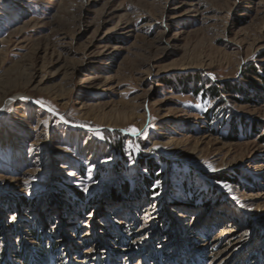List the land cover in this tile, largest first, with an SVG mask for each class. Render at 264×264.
Returning a JSON list of instances; mask_svg holds the SVG:
<instances>
[{"label": "rangeland", "instance_id": "1", "mask_svg": "<svg viewBox=\"0 0 264 264\" xmlns=\"http://www.w3.org/2000/svg\"><path fill=\"white\" fill-rule=\"evenodd\" d=\"M263 86L264 0H0V264H264Z\"/></svg>", "mask_w": 264, "mask_h": 264}, {"label": "snow or ice", "instance_id": "2", "mask_svg": "<svg viewBox=\"0 0 264 264\" xmlns=\"http://www.w3.org/2000/svg\"><path fill=\"white\" fill-rule=\"evenodd\" d=\"M36 103L39 104V103H41V102H40V101H36ZM41 106H43V105L41 104ZM196 107H201V105H196ZM49 111H51V109H49ZM130 131L132 132L133 135H140V134H141L136 128H131ZM208 167H209L210 169H212L213 171L216 170V169L212 168L211 165H208ZM223 187H224L225 189H227L229 192H231V190H232V189H231V186L228 185V184H226V183L223 184ZM84 191L87 192L88 189L85 188ZM233 199H235V197H233ZM12 219L14 220L15 217H12ZM245 235H247V234H245Z\"/></svg>", "mask_w": 264, "mask_h": 264}, {"label": "trees", "instance_id": "3", "mask_svg": "<svg viewBox=\"0 0 264 264\" xmlns=\"http://www.w3.org/2000/svg\"><path fill=\"white\" fill-rule=\"evenodd\" d=\"M264 87V86H263ZM215 88H211L209 91H213Z\"/></svg>", "mask_w": 264, "mask_h": 264}, {"label": "bare ground", "instance_id": "4", "mask_svg": "<svg viewBox=\"0 0 264 264\" xmlns=\"http://www.w3.org/2000/svg\"><path fill=\"white\" fill-rule=\"evenodd\" d=\"M2 112V110L0 111V113Z\"/></svg>", "mask_w": 264, "mask_h": 264}]
</instances>
